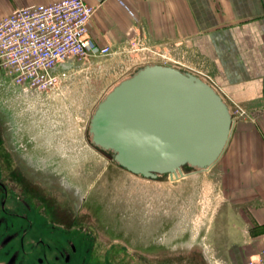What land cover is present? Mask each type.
<instances>
[{"label":"rangeland","instance_id":"obj_1","mask_svg":"<svg viewBox=\"0 0 264 264\" xmlns=\"http://www.w3.org/2000/svg\"><path fill=\"white\" fill-rule=\"evenodd\" d=\"M117 56L100 66H77L61 75L47 93L41 84L20 86L0 74V113L12 121L11 137L21 156L52 160L57 173L73 180L83 194L89 191V222L97 233V247L101 252L111 249L117 264L243 261L236 252L246 245L236 242L251 230L237 228L242 224L232 214L235 206L223 187L220 158L206 170L184 165L178 178L167 174L149 178L130 174L90 139L89 149L85 147L76 125L83 118L77 112L81 105L89 104L90 117L119 80L146 63H163H136L133 54L126 59ZM173 66L196 73L223 98L210 77ZM223 100L233 120L235 104ZM237 230L240 237H234Z\"/></svg>","mask_w":264,"mask_h":264},{"label":"crops","instance_id":"obj_2","mask_svg":"<svg viewBox=\"0 0 264 264\" xmlns=\"http://www.w3.org/2000/svg\"><path fill=\"white\" fill-rule=\"evenodd\" d=\"M53 1L0 0V15ZM84 1L95 8L88 24L92 47L115 51L89 57V65H102L116 54L175 64L210 77L235 104L219 165L235 206L232 214L242 224L237 228L251 230L236 242L246 245L237 259L253 255L264 244V0ZM132 42L144 49L129 52Z\"/></svg>","mask_w":264,"mask_h":264},{"label":"water","instance_id":"obj_3","mask_svg":"<svg viewBox=\"0 0 264 264\" xmlns=\"http://www.w3.org/2000/svg\"><path fill=\"white\" fill-rule=\"evenodd\" d=\"M231 124L226 103L207 81L154 62L112 86L95 106L88 132L91 143L109 150L117 164L155 178L182 174L185 164L208 169L223 154Z\"/></svg>","mask_w":264,"mask_h":264},{"label":"flooded vegetation","instance_id":"obj_4","mask_svg":"<svg viewBox=\"0 0 264 264\" xmlns=\"http://www.w3.org/2000/svg\"><path fill=\"white\" fill-rule=\"evenodd\" d=\"M77 112L83 118L76 125L89 149V104ZM11 130L12 121L0 113V264H117L111 249L97 247L89 191L83 194L57 173L52 160L24 159Z\"/></svg>","mask_w":264,"mask_h":264},{"label":"built area","instance_id":"obj_5","mask_svg":"<svg viewBox=\"0 0 264 264\" xmlns=\"http://www.w3.org/2000/svg\"><path fill=\"white\" fill-rule=\"evenodd\" d=\"M94 9L84 0H56L28 4L0 15V74L20 86L45 87L75 65L87 67L91 56H111L115 51L109 45H91L88 24ZM143 49L132 42L128 50ZM68 61L69 68L59 66ZM236 264H264V244Z\"/></svg>","mask_w":264,"mask_h":264},{"label":"bare ground","instance_id":"obj_6","mask_svg":"<svg viewBox=\"0 0 264 264\" xmlns=\"http://www.w3.org/2000/svg\"><path fill=\"white\" fill-rule=\"evenodd\" d=\"M216 91V90H215ZM217 92V91H216ZM218 93V92H217ZM219 94V93H218ZM220 95V94H219ZM220 97H221V95H220ZM222 98V97H221ZM222 100H223V98H222ZM224 101V100H223ZM225 102V101H224ZM98 103V102H97ZM97 105V104H96ZM95 105V106H96ZM227 105V104H226ZM228 107V106H227ZM95 108V107H94ZM94 110V109H93ZM93 112V111H92ZM92 112H91V114H92ZM91 114H90V116H91ZM90 118V117H89ZM89 139H90V136H89ZM91 142V141H90ZM90 144H92V146H95L93 143H90ZM97 147V146H96ZM99 148V147H98ZM101 149V148H100ZM103 150V149H102ZM105 151H109V150H105ZM110 152V151H109ZM110 154H111V152H110ZM115 162V161H114ZM116 163V162H115ZM119 165V164H118ZM185 165H187V164H185ZM120 166V165H119ZM184 166V165H183ZM189 166V165H188ZM122 167V166H121ZM182 167V166H181ZM191 167V166H190ZM122 168H124V167H122ZM192 168H194V167H192ZM125 169V168H124ZM195 170H197L198 171V169H196V168H194ZM194 170V171H195ZM202 170H205V169H202ZM128 171V170H127ZM182 172V171H181ZM129 173L130 174H132V172H130L129 171ZM135 174V173H134ZM162 174H167V175H169L168 173H162ZM140 175V174H139ZM159 174H157V176H158ZM142 176V175H141ZM180 176V173H179V171L178 170H176V176H175V174L173 173L172 175H171V179L173 178H178Z\"/></svg>","mask_w":264,"mask_h":264}]
</instances>
